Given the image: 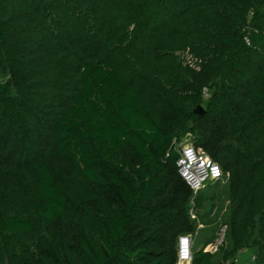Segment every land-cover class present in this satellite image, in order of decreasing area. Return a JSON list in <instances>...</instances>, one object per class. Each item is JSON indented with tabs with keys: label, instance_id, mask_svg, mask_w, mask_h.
Here are the masks:
<instances>
[{
	"label": "trees",
	"instance_id": "trees-1",
	"mask_svg": "<svg viewBox=\"0 0 264 264\" xmlns=\"http://www.w3.org/2000/svg\"><path fill=\"white\" fill-rule=\"evenodd\" d=\"M0 75V264H175L196 131L264 264V0H0Z\"/></svg>",
	"mask_w": 264,
	"mask_h": 264
},
{
	"label": "rangeland",
	"instance_id": "rangeland-1",
	"mask_svg": "<svg viewBox=\"0 0 264 264\" xmlns=\"http://www.w3.org/2000/svg\"><path fill=\"white\" fill-rule=\"evenodd\" d=\"M178 55L186 66L196 71L201 70L202 61L195 57L192 53L186 51L178 53ZM7 78L0 75V82H6ZM219 78L216 79L209 88L204 90V107H206V102L213 93L215 84L219 82ZM200 137L201 134L198 131L193 134H188L184 139H182L179 145L191 144L198 150H202V148L198 146ZM233 145L236 144L233 143ZM230 185V176L228 174H224L222 179L215 182H209L198 193L192 192L191 208L188 212L191 217V221L195 223V230L191 234L194 241V251L203 248L204 251L208 252L210 250V244L215 242L218 238V233H220L222 228L227 226L226 224L229 223L232 212ZM255 235L256 233H254V239ZM254 239L244 250L236 251L232 257L226 258V251H230L232 249V242L227 233V237L225 236V240L222 244L223 247L220 246L217 252L212 253L216 264H254V255L256 254ZM175 264L182 263H178L177 261Z\"/></svg>",
	"mask_w": 264,
	"mask_h": 264
},
{
	"label": "built area",
	"instance_id": "built-area-1",
	"mask_svg": "<svg viewBox=\"0 0 264 264\" xmlns=\"http://www.w3.org/2000/svg\"><path fill=\"white\" fill-rule=\"evenodd\" d=\"M178 172L191 188L193 193L201 191L209 182H215L223 178L224 173L216 162L205 151L198 150L191 144L179 146V158L177 160ZM227 232L224 226L215 242L210 244L208 252L215 253L222 246ZM194 257V241L191 234L179 236L177 241L178 263H192Z\"/></svg>",
	"mask_w": 264,
	"mask_h": 264
},
{
	"label": "water",
	"instance_id": "water-1",
	"mask_svg": "<svg viewBox=\"0 0 264 264\" xmlns=\"http://www.w3.org/2000/svg\"><path fill=\"white\" fill-rule=\"evenodd\" d=\"M195 114L199 116H203L206 112L205 108L202 105H198L196 109L194 110Z\"/></svg>",
	"mask_w": 264,
	"mask_h": 264
},
{
	"label": "crops",
	"instance_id": "crops-1",
	"mask_svg": "<svg viewBox=\"0 0 264 264\" xmlns=\"http://www.w3.org/2000/svg\"><path fill=\"white\" fill-rule=\"evenodd\" d=\"M186 264H191V263H186Z\"/></svg>",
	"mask_w": 264,
	"mask_h": 264
}]
</instances>
